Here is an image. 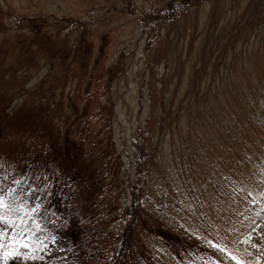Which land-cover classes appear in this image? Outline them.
<instances>
[{
	"label": "trees",
	"instance_id": "1",
	"mask_svg": "<svg viewBox=\"0 0 264 264\" xmlns=\"http://www.w3.org/2000/svg\"><path fill=\"white\" fill-rule=\"evenodd\" d=\"M0 7V91L12 97L0 110V135L24 104L52 112L83 87L80 51L89 42L97 57L110 39L101 81L108 89L73 122L84 147L82 222L91 234L111 236L102 246L105 264H120L133 233L157 252L160 232L216 263L264 264V211L239 239L242 254L233 255L197 232L187 206L207 182L222 184L210 176L204 185L220 147L231 151L264 124V0H0ZM130 80L137 90L128 94L134 106L126 105L125 137L117 98ZM226 175L223 182L234 184Z\"/></svg>",
	"mask_w": 264,
	"mask_h": 264
},
{
	"label": "rangeland",
	"instance_id": "2",
	"mask_svg": "<svg viewBox=\"0 0 264 264\" xmlns=\"http://www.w3.org/2000/svg\"><path fill=\"white\" fill-rule=\"evenodd\" d=\"M110 45V39L105 38L95 57L93 45L84 44L76 59L78 72L88 70L83 79L84 88L67 92L54 107L55 111H46L47 107L42 106L50 125L45 122L43 110L34 109L31 102L19 107L3 124L4 132L0 135V201L3 207L0 215L4 219L0 222V264H105L102 246L111 236L101 232L91 234L82 222L86 202L79 187L86 174L82 164L84 147L73 122L96 107L108 89L101 81L107 72L104 65ZM26 59L22 57L23 61ZM9 77L12 85L13 77ZM125 83L118 89L122 97L117 98L118 110L123 124L118 131L121 135L124 131L125 137H129L126 105L134 106L128 94L135 93L137 83L134 80L128 81V85ZM11 99L7 90H1L0 110L11 106ZM261 106L264 112L263 102ZM45 134L47 141H44ZM245 139L244 144L228 152L222 145L214 157L215 162L212 161L213 168H207L204 185L210 176L222 184L215 188L207 182L204 193L198 196L199 201H187L197 232H208L224 242L233 255L242 254L239 239L254 223V218L264 211V124L251 127ZM220 163L223 167L218 170L215 167ZM226 173L231 174L229 178L234 184L223 182L228 176ZM185 189L197 191L191 187ZM157 237L163 240L164 246H156L155 252L144 249L137 235L131 234L120 264H126L127 260L129 264H221L198 255L170 234L160 232ZM21 243H26L27 247H21ZM14 250L15 257H9Z\"/></svg>",
	"mask_w": 264,
	"mask_h": 264
},
{
	"label": "snow or ice",
	"instance_id": "3",
	"mask_svg": "<svg viewBox=\"0 0 264 264\" xmlns=\"http://www.w3.org/2000/svg\"><path fill=\"white\" fill-rule=\"evenodd\" d=\"M2 207H3V203H2V201H0V209H2ZM3 219H4L3 216L0 215V222H3ZM21 247H27V244H26V243H21ZM15 255H16L15 250H14L13 253H9V254H8V256H9V257H12V258H14Z\"/></svg>",
	"mask_w": 264,
	"mask_h": 264
}]
</instances>
